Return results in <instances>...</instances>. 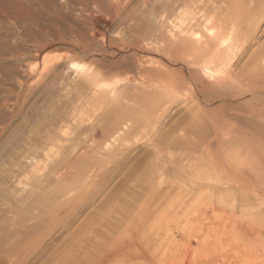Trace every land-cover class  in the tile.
<instances>
[{
    "label": "rangeland",
    "instance_id": "374dc122",
    "mask_svg": "<svg viewBox=\"0 0 264 264\" xmlns=\"http://www.w3.org/2000/svg\"><path fill=\"white\" fill-rule=\"evenodd\" d=\"M90 1L0 0V264H264V150L213 134L208 36L179 45L212 17L246 88L264 0Z\"/></svg>",
    "mask_w": 264,
    "mask_h": 264
},
{
    "label": "bare ground",
    "instance_id": "6f19581e",
    "mask_svg": "<svg viewBox=\"0 0 264 264\" xmlns=\"http://www.w3.org/2000/svg\"><path fill=\"white\" fill-rule=\"evenodd\" d=\"M70 1L71 0H65L66 3ZM88 1L89 0H87V2ZM91 1L94 4L98 5L99 8L100 7L107 8L109 6V3H113L116 5L115 3L116 1L114 0H91ZM14 6L18 7L19 5L17 6V2H16V4L14 3ZM11 11L14 12V9ZM15 11L17 12V9ZM215 22H213L212 17L206 18L201 24V30L192 33V38L190 37V39L188 40L180 39L179 41V45H181L182 41H185L186 43L188 42L187 44H189L190 46L191 42L197 40L198 36L202 34H206V36H208V42L214 41L212 47H210L208 42L206 43L205 47L207 48V50L204 49L205 51L204 53H206V55L202 57V59H199L201 60L200 62L198 60L199 63L194 62V65H197L201 76L193 75L196 71L195 72L192 71L193 72L192 83L188 81L190 84H187V88H188L187 96L193 99L199 105H202V103H204L206 106L208 105L207 103L210 102H219L222 105L226 104L228 107H230L229 110L230 112H226V113L223 112L224 114H219L218 116L216 115L215 116L216 118L212 117L211 119L210 122L211 125L209 126L211 127V129L213 130V134L217 138L219 136H223L225 138L227 137L228 139H232L236 137L237 134H242L243 136L251 135L252 138L255 139L253 140L254 144L251 143L250 145H246L244 147L245 150L248 152H252V151L254 152L256 150H260V151L264 150V72H262L261 74L244 75L242 77V80L248 82L246 88L232 87L231 84L228 85V83L222 85L223 82L221 83L219 82L221 80L218 79V77H220L221 74L225 73L226 68L231 62L232 56L235 55L234 52L235 48L231 50L227 47V45H224L230 39V33H226L222 35L221 28H219L218 25L214 24ZM145 44L147 46H150V44L153 43L148 42ZM229 46H231V44H229ZM133 60L134 61L132 63H129L130 67L135 68V69L133 68V70L135 71L136 69H138L137 71L143 70L142 73L146 71L151 75H157L159 71L157 67H153V66L152 68L145 67V65L147 64L144 65L145 61L143 62L141 58H135ZM46 63L47 62L44 59L43 64ZM260 64H261L260 68L262 67L261 70L264 71V59H262ZM72 66L78 70L82 68V66H80V64L77 63H74ZM125 68L127 69V71L128 69H130L127 67ZM189 73L191 74V72ZM136 79L134 77L127 78V80L132 81L134 85L136 84ZM240 109H241L240 113H237V111L235 113L234 110H240ZM206 110L207 109H205V111ZM215 112L218 111L216 110ZM249 180L251 181V183L252 181H254L251 180V178H249ZM255 183L256 182L254 181V184ZM244 184L246 183L244 182Z\"/></svg>",
    "mask_w": 264,
    "mask_h": 264
}]
</instances>
